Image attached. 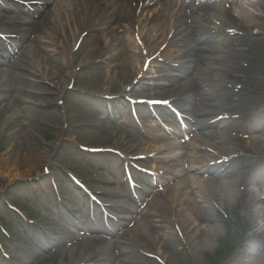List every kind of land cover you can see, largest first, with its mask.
<instances>
[{"label":"rangeland","instance_id":"obj_1","mask_svg":"<svg viewBox=\"0 0 264 264\" xmlns=\"http://www.w3.org/2000/svg\"><path fill=\"white\" fill-rule=\"evenodd\" d=\"M30 1L0 0V264H264V151L254 144L264 140V0L201 1L216 27L170 50L172 20L145 14L136 35L154 38L142 69L123 53L109 64L119 47L82 64L107 40L96 30L77 42L78 32L99 21L69 0L61 27L41 23ZM116 32L129 36L124 24ZM216 36L224 64L196 57L176 72V57L209 50ZM61 79L68 84L50 103L51 81ZM202 91L235 139L221 168L197 171ZM151 99L162 105L148 107ZM156 201L165 228L145 214ZM120 202L130 210L118 211Z\"/></svg>","mask_w":264,"mask_h":264},{"label":"bare ground","instance_id":"obj_2","mask_svg":"<svg viewBox=\"0 0 264 264\" xmlns=\"http://www.w3.org/2000/svg\"><path fill=\"white\" fill-rule=\"evenodd\" d=\"M68 1L69 0H31V6L28 12L31 11L32 15L41 12L43 15L41 23L46 22L56 27H61L62 24L60 23V20L62 18V14L66 12V9H73V4L67 3ZM160 1L161 0H79L78 2L82 5L81 10L85 14L86 21H88L89 18H94L95 22H99L97 26L91 24L88 28L82 27V30L78 32L77 42H81L83 37L88 32L96 30L101 31L107 40V42H104L105 45L100 44L95 49L87 53L81 61L82 64L86 63L88 65L99 59L104 50L107 48L119 47V50L115 54L110 55L106 59L109 64L117 62L119 60V55L123 53V58L126 61L136 59V61L140 64V69L144 67L147 68L150 63V56L148 54L153 49L152 38L154 37L149 34H144L141 37H138L135 29L141 27V24L144 21L143 16L148 13H152L150 19L153 20H156L159 15L162 16L164 21L169 19L172 20V24L168 30L167 39V46L169 45V50L174 49L175 47H180L181 44L205 38L201 35L207 32L206 24L212 23L214 27H216L215 10L214 12L209 13L208 11L202 10L201 7L198 6V3L203 0H177L176 3L167 4L164 9L161 10L160 8L156 12H153L152 9L154 10V6L158 5ZM147 19H149V16ZM121 24L125 25V29L129 36L121 39H115L117 35L116 28ZM62 28L65 29L66 24ZM261 30L264 29L261 28ZM221 32L222 31H220V33ZM220 38L221 36H216L215 39H212V47L205 52L200 53L199 50V53L196 54L194 51L188 50L181 53L179 57H176L179 62L177 64L178 67L176 65V68H174L178 70L176 72L179 74V72H181L186 66L192 68L190 65L193 61H195L196 57H198L201 61H211L208 66L224 64L225 58L221 56L222 53L216 42V39L220 40ZM77 42L74 43V48ZM71 56L72 54L69 55L68 52H66L64 56L66 63L69 62ZM142 59L145 60L143 65H141ZM211 69L216 70L217 67H212ZM196 72L198 74L201 73L197 70ZM139 74L140 72H137L136 76H139ZM195 79L199 87L203 88L204 84L201 80L199 78ZM51 84L54 87V92L50 103H54L57 101V90L63 89V87L67 86L68 82L65 79H61L58 81H51ZM214 92L215 90L212 91V93ZM219 92L220 90L218 89V93ZM202 96L204 100V108L199 110V119L196 122L195 128L205 131L202 132V134H198L195 149L198 159L205 162H200V167H194L197 171H205L206 169L215 170L221 168L225 164L223 158L225 154L229 152L228 142L232 138L235 139V137H232L233 132L230 134L227 131L228 117H226L224 113H222L221 118L214 117L215 108L217 106L214 94L211 95L202 91ZM184 98L189 101L191 95ZM149 130L152 131L151 129ZM239 130L240 126L234 125V131L237 132ZM144 134L150 136V139L154 142H163L166 140L165 136L153 135L148 131H144ZM209 140H211V142H209ZM254 144L258 145L261 151H264V140L254 138ZM29 162L32 163L33 159L30 158ZM189 168H192V166L187 169ZM178 186L179 185L170 187L168 189V193L177 189ZM223 186L227 190L232 188L229 183H224ZM204 189V194L209 195L207 187H204ZM156 202V206H154L153 202H151L145 207V214L155 218L159 227L165 228L167 218L163 213L160 202ZM258 202H261V200H258ZM191 204L196 206L194 201ZM140 206H142V202L140 203ZM117 207L118 211L130 210L129 206L121 202ZM239 263V260L235 262V264Z\"/></svg>","mask_w":264,"mask_h":264}]
</instances>
